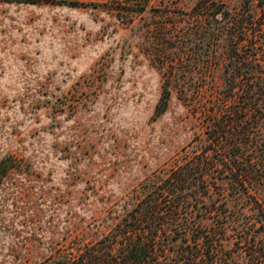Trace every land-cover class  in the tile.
Masks as SVG:
<instances>
[{
	"label": "rangeland",
	"instance_id": "1",
	"mask_svg": "<svg viewBox=\"0 0 264 264\" xmlns=\"http://www.w3.org/2000/svg\"><path fill=\"white\" fill-rule=\"evenodd\" d=\"M197 1L0 0V264L92 241L190 142L225 61Z\"/></svg>",
	"mask_w": 264,
	"mask_h": 264
},
{
	"label": "trees",
	"instance_id": "2",
	"mask_svg": "<svg viewBox=\"0 0 264 264\" xmlns=\"http://www.w3.org/2000/svg\"><path fill=\"white\" fill-rule=\"evenodd\" d=\"M256 6L194 4L190 18L225 61L217 96L192 114L190 142L142 181L133 202L102 215L103 231L93 219L95 239L38 264H264V4Z\"/></svg>",
	"mask_w": 264,
	"mask_h": 264
}]
</instances>
